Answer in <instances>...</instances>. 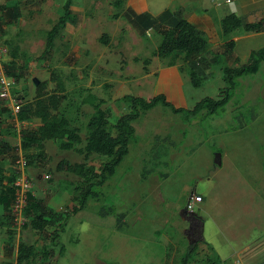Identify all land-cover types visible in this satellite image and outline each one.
Instances as JSON below:
<instances>
[{"label": "rangeland", "instance_id": "374dc122", "mask_svg": "<svg viewBox=\"0 0 264 264\" xmlns=\"http://www.w3.org/2000/svg\"><path fill=\"white\" fill-rule=\"evenodd\" d=\"M54 1H0L5 9L0 22V47L7 50L0 57V64L8 73H13L10 75L14 79L12 99H19L24 105L33 100L40 82H46L43 90L48 93L63 84L66 93L58 113L68 116L71 126L79 127L82 139L71 150L61 149L60 139L44 141L45 162L36 159L37 148L18 154V158L22 157L25 174L40 177L38 184L33 183V194L45 200L41 187L52 191L50 187L57 186L56 195L61 200V208L55 210L61 212L48 221L46 229L48 234L55 228L59 231V243L53 244L42 233L34 232V245L39 249L45 245L52 250L42 263L37 258L34 264H122L124 250L128 252L127 264H158L168 248L164 240L168 228H174V237L178 231L180 241L182 238L178 246L180 257L189 243L201 238L198 232L194 235V231L189 230L191 220L182 214L191 193L200 194L203 201L199 204L206 205L203 210L196 204L193 212L202 219L205 239L217 240L229 250L230 243L235 244L232 238L245 228L246 217L257 216L246 214L241 206L244 203L237 206L240 202L229 190L235 186L244 191L254 185L264 192V63L255 73L236 78L232 97L213 114H207L206 109L194 115L173 113L161 104L141 109L139 118L131 122L135 131L130 137L128 154L102 185L95 186L96 195L87 198L84 208L73 213L74 187L83 184V178L59 172L56 164L61 159L71 163L84 161L80 148L93 103L89 100L80 103L81 98L94 93L97 100H104L101 107L109 106L104 110L113 132L118 116L130 110L127 95L146 98L162 90L175 105L192 108L205 96L221 98L226 86L223 67H238L246 61L237 59L231 50L222 54V45L241 35L240 30L224 35L219 22L205 24L207 65L199 73L200 81L195 87L183 54L174 59L158 58L155 51L161 39L159 28L153 25L142 29L145 32L141 34L142 18L124 11V0H74L73 12L79 22L68 23L55 37L51 55L40 58L46 34L59 17ZM148 1L155 3L153 13H161L168 7L186 17L180 1ZM213 3L222 4L216 7L220 16L228 13L225 3L210 0L209 15L214 20ZM85 20L89 26L75 30ZM158 22L169 25L162 19ZM102 36L107 38L105 42ZM259 41L248 46L253 50L261 48ZM173 70L175 72L171 73ZM169 85L174 90H183L175 93L167 88ZM0 108H4L0 113V128L3 127L0 131H7L10 145L18 149L19 132L24 125L19 119L14 120L11 101L0 97ZM36 124L39 119H33L28 125ZM107 159L93 154L87 163L98 171ZM119 214L124 215L121 220ZM24 228L31 230L29 221L22 226ZM177 228L188 229L182 230L180 235ZM207 256L213 260V251L200 242L189 264H215L207 261ZM51 257H55V262L48 261ZM170 264H178V254Z\"/></svg>", "mask_w": 264, "mask_h": 264}, {"label": "trees", "instance_id": "16d2710c", "mask_svg": "<svg viewBox=\"0 0 264 264\" xmlns=\"http://www.w3.org/2000/svg\"><path fill=\"white\" fill-rule=\"evenodd\" d=\"M71 5L72 0H64L62 6L63 12L59 15L57 22L47 32L45 47L40 58H46L49 54L51 55L50 50L54 46L55 37L57 35L59 36L60 32L68 23H76L77 19L71 10ZM4 12V6L0 3V22H2L5 16ZM178 14L179 13L175 12L171 15L173 17V23L169 25H161V23L158 22V20L162 19V16L165 15L164 12L156 17H152L150 14L140 15L138 17L142 18L140 22H142L143 26L141 30L138 31L144 34L145 31L142 29H146L153 25L158 27L161 39L155 51L157 57L165 59L170 56L174 59L176 55L183 54V60L187 65L189 78L193 86L196 87L200 81L199 73H201L207 65L204 57L207 42L202 30L198 29L194 24ZM157 23H159V25H156ZM162 26H165V28H162ZM220 26L222 33L227 35L236 30H240L242 33L259 32L262 30L264 23L262 20L243 22L241 18L234 13H228L221 19ZM103 39L104 38H102V40ZM234 45V40L232 38L229 39L222 45V54H224L226 50L232 51ZM262 62L264 63V47L252 50L247 61L241 63L238 67L224 66L222 71L226 86L223 90L222 97L213 99L205 96L197 101L192 108L173 105L163 93H156L146 98L143 96L127 95L125 99L129 102L130 110L118 116L112 126L113 132L109 129L108 114L106 110L101 108L103 100H97L93 95L86 96L83 101L89 100L93 103V112L89 115L85 124L84 144L82 148H80L84 161L71 163L70 161L61 159L56 164V170L66 171L83 178V184L74 187L71 199L75 204L72 206L71 212L77 213L84 208L87 198L96 195L94 191L95 186L102 185L104 181L115 172L116 167L128 154L130 137L135 131L131 122L139 118L141 109L148 110L161 104L168 107L173 113L194 115L199 110L206 109L207 114H213L223 108L232 97L236 87V78L247 73H255L258 71ZM180 69H183L182 66ZM7 74L13 75L11 72H7ZM15 77L17 79V76ZM45 84L46 82L42 81L36 86L33 100L26 102L24 105L21 103V108L18 113V119L21 122L30 118H37L40 121V124L37 126H22L19 134L21 149L26 151L31 148H37L38 152L36 159L42 162L47 160L43 151L44 141L60 139L61 142L59 147L63 150H71L74 148L75 144H80L82 142L79 127L71 126L70 118L62 112L58 113L59 106L65 96L54 92H46L43 90ZM92 100L97 102H93ZM2 110H4V108H0V113ZM53 110L56 112L53 113ZM15 151L14 146H9L7 143L0 141V158L7 156L10 160V168L7 170L0 168V203L3 204L4 209L8 211L10 223V204L14 196V182L18 177L17 169L14 170L13 168L17 160ZM93 154L108 157L98 171L87 163ZM60 212L61 211L53 210L46 204L45 200L37 198L33 192L30 191L24 209L26 222L23 227L29 221V225L32 229L42 233L53 244L59 243V231L55 228L48 234L46 229L48 221ZM182 214L187 216L185 212H182ZM123 216V214H119V220H121L120 218ZM187 219L191 220L192 226H195L193 230L194 235H197V232L200 234L201 229L199 223H197L198 217L187 216ZM200 222H202V220H200ZM200 242L212 249L211 244L203 239H199L193 244L189 243L186 251L181 257L180 264H189ZM61 248L63 247L61 246L60 249ZM38 249L39 248L33 244H26L20 241L17 248L16 264H34L37 258H41V260H43V258H48V253L52 251L48 250L45 245L39 250ZM206 260L213 262L214 258L212 260V258L207 256ZM5 264H10V262H6Z\"/></svg>", "mask_w": 264, "mask_h": 264}, {"label": "crops", "instance_id": "0c3cea01", "mask_svg": "<svg viewBox=\"0 0 264 264\" xmlns=\"http://www.w3.org/2000/svg\"><path fill=\"white\" fill-rule=\"evenodd\" d=\"M176 1H180V5L182 8L181 10L182 14L186 16L184 18H186L189 22L194 24L198 29H200L199 26L203 24L201 28L203 32L205 31V24L207 23L216 24L217 22H219V25H220V22L223 16L228 13H234L235 15L240 17L243 22H255L258 20H262L264 23V0H231L232 2L230 4L223 2L225 3L223 5H225L228 8L227 10L228 13H225L223 16H220L219 9H217L218 6L222 4L219 5L218 3H213L214 12L213 11L212 12L214 14L216 13V20H214L212 16L209 15V11L210 9H212V7L208 5V1L210 0H192L193 3L190 0H176ZM63 3H64V0H55L53 2L54 10L57 12L58 16L61 15L63 12L62 10ZM73 5H74V0H72V5H71L72 11L74 10ZM154 6H155V3H150L148 0H124L122 9H124V11L129 10L130 12H133V14L135 15L150 14L152 16V15H157V14L160 15L164 12L165 15L162 16V20L167 22L168 24L173 23V17L171 15L174 14V11H171L170 8L165 7L162 9L161 13L159 12L160 14L158 12L153 13ZM73 13L76 14V12H73ZM77 22H79V19H77L76 23ZM77 26L78 27H76L75 30L81 29L83 27L86 29V27L89 26V22L88 20H85V22H81ZM102 38H104L102 40L103 42L107 40V38H105L104 36H102ZM232 39L235 42V45L232 50L233 55L239 59H243L247 61L250 52L253 50L251 46H248V44L250 45L251 42L260 40L259 46L264 47V26L262 30L259 32L242 33L241 35L234 36ZM170 72L174 73L175 70L170 71ZM167 81H169V77L167 78ZM62 85L63 84L60 85L59 89L53 92L59 95H65L66 91ZM169 86L170 87H167V88H171L172 91L175 93H180L183 90V89L179 90V88H176L174 90L172 85H169ZM91 93H93V91H91ZM159 93L165 94L164 91L162 90ZM88 95H92V94H87L86 96ZM93 96H94V93H93ZM150 96L152 95H149V97ZM95 97L97 99V96ZM84 98L80 99V103L84 102L83 101ZM169 101L173 105H175L171 100ZM103 105L104 104H102V106ZM104 107L109 108V106H106V104L104 105ZM104 107H101V108L104 109ZM178 107H183V106H178ZM92 112L93 111H91V113ZM34 119H37V118H34ZM32 121L33 119L30 118V119L23 121L22 123L23 125H28ZM39 124H40V121H39ZM39 124H36V125H39ZM2 129L3 127L0 128V130ZM6 129L7 127L5 128V130ZM6 134H7V131H5V133L4 131H0V141L5 142L7 143V145L10 146V138H8ZM17 144L19 146L18 149L14 145L15 150H16L15 151L16 159H17L16 163L18 162V160L22 161V157L18 158V156L21 155L23 152V150L20 147L19 140ZM0 168L4 170H7L8 168H10V160L7 156L0 158ZM31 175H33V177H31ZM31 175L29 176L33 179L32 182L34 183L36 181L38 184L40 177H38L37 174L31 173ZM234 187L235 186H232L233 189L229 191L234 195V199H237L240 202L239 204H236V205L238 206L241 203H244L245 205L241 204L242 210L247 212L246 214L248 215L251 214L253 216L255 214L257 216L249 217V218L246 217V219L244 220L245 228L242 230H239V234L238 235L236 234V236L232 238V239H235V244L230 243V246L228 247L231 253H229L227 246L223 245V243L217 240H215L216 241L215 242L213 240L205 239L203 235L204 226L202 225V222H200V220L202 219L199 216H196L195 214H189L186 212L185 214L190 217H198L197 223H199V226L201 229L200 234H199L201 237L200 239H203L207 243L211 244L215 264H258L260 262H264V192H262L260 189H255L254 185L252 186L249 185L248 186L249 189L244 190V191H242L243 189L237 190ZM50 188H52V191L51 190L48 191L47 188H42V187L41 189L40 188L39 189L43 190V195L44 194L46 195V198H44L46 204L49 207L53 208L54 210H58L59 208H61V205H60L61 200H59V198L56 195V191H57L56 189L58 187L51 186ZM40 196H42V193ZM202 201H203V197L199 203H202ZM199 208L206 210V205L199 204ZM182 210H183L182 212L185 211V206ZM7 212L8 211L4 209L3 204L0 203V264H5L6 262H10V264H16L17 248H18L19 242L23 241L26 244L34 245L35 244L34 241L36 240V234H35L36 230L32 228L31 230L28 228H24L21 230L19 234H14L10 228L11 223L8 218L9 213ZM191 228H192L191 221H189V230ZM178 229L179 228H177V230ZM187 229H182V230H187ZM182 230H180V235H181ZM178 233L179 232L177 231V234ZM174 234H175L174 228L173 229L168 228L165 231L164 240L166 244H168V248H165L164 255L162 256V259L160 260L158 264H170L172 261H174L175 257H177V254H178V264H180L181 257L186 251V249L185 251L180 253L181 256L179 257L178 252L180 250L178 246H179V243L182 241V238L180 241V238L178 237V235L176 234V236L174 237ZM124 253L125 254L122 255V259H121L122 264H127V261L129 260V258L126 257V255L128 254L127 250H124ZM53 258L55 257H51V259L48 261L50 263H52V261L55 262V259ZM38 259H39V262L41 263V258H38ZM103 264H106V263H103Z\"/></svg>", "mask_w": 264, "mask_h": 264}, {"label": "built area", "instance_id": "2783aa9c", "mask_svg": "<svg viewBox=\"0 0 264 264\" xmlns=\"http://www.w3.org/2000/svg\"><path fill=\"white\" fill-rule=\"evenodd\" d=\"M214 2H225L230 4L231 0H213ZM6 48L0 47V57L5 53ZM1 61V60H0ZM14 79L7 74L6 70L3 69L0 64V97L2 99H6L12 103V115L14 116V120L18 121V113L21 108V102L19 99H12L11 97V89L13 88ZM17 171L18 177L14 182V196L12 202L10 204V216H11V230L14 234H19L22 230V226L26 222V217L24 215V209L27 204L28 193L33 188V182L25 174L23 160H18ZM202 200L200 194L191 193L186 204L185 210L189 214H193L194 207ZM258 264H264V262H260Z\"/></svg>", "mask_w": 264, "mask_h": 264}, {"label": "flooded vegetation", "instance_id": "af4514ba", "mask_svg": "<svg viewBox=\"0 0 264 264\" xmlns=\"http://www.w3.org/2000/svg\"><path fill=\"white\" fill-rule=\"evenodd\" d=\"M191 229H192V231H193V226H192V228H191Z\"/></svg>", "mask_w": 264, "mask_h": 264}, {"label": "clouds", "instance_id": "9594fccd", "mask_svg": "<svg viewBox=\"0 0 264 264\" xmlns=\"http://www.w3.org/2000/svg\"><path fill=\"white\" fill-rule=\"evenodd\" d=\"M186 211V210H185Z\"/></svg>", "mask_w": 264, "mask_h": 264}]
</instances>
